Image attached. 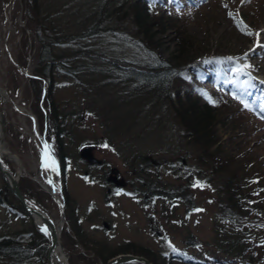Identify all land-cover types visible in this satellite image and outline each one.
<instances>
[{
	"label": "rangeland",
	"instance_id": "obj_1",
	"mask_svg": "<svg viewBox=\"0 0 264 264\" xmlns=\"http://www.w3.org/2000/svg\"><path fill=\"white\" fill-rule=\"evenodd\" d=\"M163 9L150 6L137 19L128 0H0V87L11 100L6 103L0 95L5 146L23 165L19 180L23 193L57 223L59 206L34 179L36 175L44 182L50 179L64 201L63 179L57 172L60 148L48 116L64 117L69 202L61 241L69 264H100L124 251L145 253L158 264H186L184 259L171 262L167 256L173 250L183 251L187 231L204 247L185 251L195 264H244L250 254H264V93L239 77L222 84L218 80L200 84L199 102L208 101L217 113L212 127L216 143L203 154L181 136L171 107H164L169 117H161V105L143 103L139 95L127 93L117 74L115 82L104 71L110 62L117 68H141L156 56L168 68L184 72L188 65L208 58L219 67L243 68L264 81V0H173L165 13ZM44 46L54 53L51 89L47 77H34L45 64L39 61ZM39 85L47 92L38 99L34 89ZM35 126L40 138L32 136ZM43 141L55 160V171L40 169ZM126 143L133 150L123 149ZM84 145L91 146L104 163L100 170L92 168L88 179L84 176L88 167L79 157ZM137 152L149 153L161 163L167 186L189 189L191 211L183 203L160 198L149 208L140 196L126 194L130 165L125 158ZM5 162L16 170V161ZM104 173H112L119 186L128 188L111 195L100 177ZM236 181L242 187L237 191L238 206L251 212L250 216L240 213L230 224L222 218L230 213L228 191ZM5 186L0 175L1 194ZM7 199L0 203V240L9 238L19 247L14 248L13 258L0 259V264H47L46 234L33 226L11 194ZM223 227L237 241L230 253L225 251L230 246L220 238ZM204 257L209 261L205 263Z\"/></svg>",
	"mask_w": 264,
	"mask_h": 264
},
{
	"label": "trees",
	"instance_id": "obj_2",
	"mask_svg": "<svg viewBox=\"0 0 264 264\" xmlns=\"http://www.w3.org/2000/svg\"><path fill=\"white\" fill-rule=\"evenodd\" d=\"M130 2V7L135 12V17L138 19L143 16L144 11L149 10L150 6L160 7L164 6L163 12L168 10L167 7L170 6L173 0H128ZM193 1V0H190ZM100 13L98 14V16ZM165 15V14H163ZM169 18V17H168ZM170 20V18H169ZM97 24V23H96ZM95 24V26H97ZM96 28V27H95ZM94 28V29H95ZM47 48L49 46H46ZM42 47V52L39 56L40 63H45L44 67L40 69L41 73L39 75L48 79V86L52 88V80H53V70L52 66L55 65L54 53H51L50 48ZM154 59L153 63L149 65L141 66V68L129 65L126 67L117 68V63H107L106 65L109 68H104L105 74L110 73L112 70L114 74H117L118 82L125 83V88L128 90L127 93L137 94L142 98V102H148L150 104H158L161 105L162 108L159 111V115L161 117L166 116L169 117V114L166 113V109L164 107H171L172 113L171 117L174 118L181 131V136L187 140L189 145H192L196 150L201 153L207 151L209 148L215 144L214 134L212 132V127L214 123L217 121V113L216 110L209 104L208 101L201 104L199 99L202 98V87L200 84H214L217 80L220 84L224 83V81L229 79H235L239 77L241 80L247 81L246 85H255V87L264 93V85L257 82L251 74H247L245 72H239L232 68H225L223 66L219 67L213 62L212 59L204 58L203 60H199L197 63L188 65L185 68L184 72H178L173 68H168L167 64L163 63L156 56H152ZM116 64V65H115ZM57 65V64H56ZM116 66V67H114ZM106 67V66H105ZM221 70V71H220ZM176 71V72H175ZM220 72V75H219ZM171 82L174 84V96H170V86ZM41 85L35 87L34 92L37 94V98L39 99V94L41 92ZM223 91V89H221ZM170 110V111H171ZM52 117V130L57 135V147L60 148V151L57 152V161L59 163L60 175L63 179L62 188L64 194V200L66 202L65 209L68 206L69 198L68 191L66 189V178H67V170H68V162L70 156L68 155L65 145L64 138L66 137L64 132V117L60 114H51ZM56 120H57V128H56ZM154 122V117L149 119V123ZM62 127V129H61ZM133 145L130 143H126L123 147L126 150H133ZM204 154V153H203ZM149 153L146 152H137L132 154L131 156H127L125 158L126 163L130 166V175L129 179L126 180V184H130V188L122 187L121 185H116L109 177L110 173L101 174V180L103 182V186L110 190L108 193L111 195L116 191H120L122 188L126 189L128 195H137L140 196L142 201L145 202L147 207H151L152 203L160 198L164 201L171 200L170 202L173 204L183 203L185 205L186 210L191 211L194 202L191 197V193L186 186H181L180 188L172 189L164 182L162 174L160 172V168L162 167L161 163H157V160L154 158H150ZM202 157V156H200ZM205 162V161H203ZM157 163V164H155ZM220 165V163H219ZM226 165V164H222ZM88 166V165H87ZM104 166V163L97 165L93 164L88 166V170L85 171V178L92 177L90 169L94 168L95 170H100ZM219 169V166L217 167ZM215 170V169H214ZM236 175L231 176V180L235 179ZM113 186V187H112ZM228 186V185H227ZM232 186V189L229 187L228 194L230 200V208L228 215L224 214L222 219L224 221L233 224V220L237 219V216L240 213H245L246 216H250V210H240V205L238 206L239 200L237 199V191L238 194L242 190V187L236 181L235 186ZM3 194L0 193V203L6 202L8 199V195L11 194L8 188L5 186ZM12 196V195H11ZM13 197V196H12ZM239 197V195H238ZM14 198V197H13ZM15 199V198H14ZM16 200V199H15ZM17 201V200H16ZM19 204V203H18ZM20 206V205H19ZM21 208V206H20ZM23 211V210H22ZM24 213V212H23ZM151 215L150 213H148ZM234 219H231V218ZM224 223V222H223ZM225 224V223H224ZM153 230H155L153 222L150 225ZM225 227L220 231L221 240L225 241V244H228L230 247L226 248L225 251L230 253L232 249L235 248L237 241L231 240L225 234ZM185 241L183 242L184 249L173 250L169 253L167 258L171 261H180L179 259H184L186 264H195V262H191L185 256V251L187 248H194L199 250H204L202 246L203 243L195 236L192 232L187 231L183 234ZM186 235V236H185ZM223 238V239H222ZM18 247L15 245V241L10 239L0 240V259H8L13 258L14 248ZM236 250V248H235ZM127 252V251H126ZM129 252V251H128ZM132 252V251H131ZM235 253V252H234ZM117 254V253H116ZM137 254V253H134ZM145 253H142V255ZM197 254V253H196ZM256 255V254H255ZM254 254H250L248 259L245 260L244 264H264V254L255 256ZM17 256V255H16ZM26 256L28 254L26 253ZM113 256V255H111ZM145 256V255H144ZM147 258L153 262L154 264L157 261L150 256L146 255ZM237 256V255H236ZM18 257V256H17ZM21 256H19L20 258ZM176 257V258H175ZM236 258H241L238 255ZM17 259V258H16ZM15 259V260H16ZM108 259V258H107ZM177 259V260H173ZM205 263L208 262V258L204 257ZM245 259V258H244ZM106 260V258H104ZM196 263H202L196 261Z\"/></svg>",
	"mask_w": 264,
	"mask_h": 264
},
{
	"label": "water",
	"instance_id": "obj_3",
	"mask_svg": "<svg viewBox=\"0 0 264 264\" xmlns=\"http://www.w3.org/2000/svg\"><path fill=\"white\" fill-rule=\"evenodd\" d=\"M5 138V122L2 112L0 111V174L8 187L9 191L21 204L24 211L29 215L34 226L42 229L46 226L47 236L49 244L46 250V261L48 264H59L55 258V252L57 248L62 247L61 241V225L56 224L54 219L43 209L36 206L30 200H28L22 193L19 187V177L23 170V165L20 158L9 150L3 148ZM10 154L15 158L17 163V169L13 173L3 162L2 156ZM80 157L85 159L88 163H100L101 161L95 158L92 154L91 147L85 146L80 151ZM60 207L61 220L63 221V205L57 200ZM126 263H136V264H153L146 257L142 255H135L130 253H121L116 256L111 257L105 263L100 264H126ZM65 264H69L66 262Z\"/></svg>",
	"mask_w": 264,
	"mask_h": 264
},
{
	"label": "bare ground",
	"instance_id": "obj_4",
	"mask_svg": "<svg viewBox=\"0 0 264 264\" xmlns=\"http://www.w3.org/2000/svg\"><path fill=\"white\" fill-rule=\"evenodd\" d=\"M0 95H1V97L3 98V100L7 103V102H9V101H11L10 100V98L8 97V95L6 94V92L3 90V88H1L0 87ZM18 106V105H17ZM19 108V107H18ZM20 109V111L23 113V114H25L26 116H29L30 114L28 113L27 114V112H25V110L23 109V108H19ZM34 138H37V137H39L40 138V135H39V133H38V131H37V129H36V126L34 127V131H33V135H32ZM45 141H43V145H44V147H45ZM3 148L5 149V150H8L7 149V147L5 146V142H4V144H3ZM43 156H44V153H43V150L40 152V158H41V163H40V169H45V167L43 166L44 165V159H43ZM4 158L7 160V159H9V160H11V161H15V158L14 157H12L10 154H6V155H4ZM35 180L36 181H38V182H40L41 183V185L44 187V188H46L48 191H50L52 194H53V196L55 197V198H57V192H56V190H55V187H54V185L51 183H48V181L50 180V179H48V181L47 182H44V181H42L41 180V178L39 177V175H36L35 176ZM57 200H58V198H57ZM59 201H60V198H59ZM58 224L59 225H62L63 224V221L62 220H59V222H58ZM55 258H56V260L59 262V264H65L66 262H68V259H67V257H66V255H65V251H64V249L62 248V247H59V248H57V250H56V252H55Z\"/></svg>",
	"mask_w": 264,
	"mask_h": 264
},
{
	"label": "snow or ice",
	"instance_id": "obj_5",
	"mask_svg": "<svg viewBox=\"0 0 264 264\" xmlns=\"http://www.w3.org/2000/svg\"><path fill=\"white\" fill-rule=\"evenodd\" d=\"M244 2H245V0H241V3H244ZM225 7H227V6L225 5ZM229 15L231 16L232 13H229ZM261 31H264V30H261ZM247 34L252 35L253 33L249 32V33H247ZM255 35L257 36V46H260V41H259L260 32H259V31L256 32ZM251 50H252V49H250V51H251ZM244 55H245V57H246V56H247V53H245ZM227 59H229V60H233V59H237V58H235V57H228ZM243 67H244V68H248V67H251V65H244ZM235 70H236V71H242L243 68H237V69H235ZM261 83H264V81H261ZM237 98H238V97H237ZM209 99H210V98H209ZM213 102H214V101H213ZM244 107H245V108H248L249 105H248V104H244ZM89 115H91V114H89ZM47 147H48V145L45 144V148H46V149H47ZM43 159H44V165H43V166H44L46 169H47V168H51L53 171L56 170V167H55V160H54V158L51 157V155H50L47 151L44 153ZM48 183L51 184L52 181L49 180ZM193 186L196 187V186H198V185H197V184H194ZM194 211H202V210H201V209H195ZM42 231L47 232V228H46V226H45L44 228H42Z\"/></svg>",
	"mask_w": 264,
	"mask_h": 264
}]
</instances>
